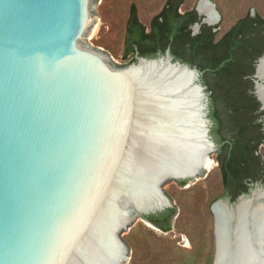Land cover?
<instances>
[{"label":"water","instance_id":"1","mask_svg":"<svg viewBox=\"0 0 264 264\" xmlns=\"http://www.w3.org/2000/svg\"><path fill=\"white\" fill-rule=\"evenodd\" d=\"M95 26L96 0H0V264H124L131 209L173 207L162 184L217 149L198 68L169 49L116 67ZM243 196L211 204L216 249V206L232 229Z\"/></svg>","mask_w":264,"mask_h":264},{"label":"trees","instance_id":"2","mask_svg":"<svg viewBox=\"0 0 264 264\" xmlns=\"http://www.w3.org/2000/svg\"><path fill=\"white\" fill-rule=\"evenodd\" d=\"M183 3L184 0H165L148 25L141 22L132 3L125 25L122 58L128 64L135 60L136 54L153 57L169 49L174 60L198 68L209 99L211 134L217 143L215 159L221 192L215 200L228 197L235 201L239 194L248 192L245 180L257 168L261 159L257 148L264 140L258 102L249 94L252 59L256 56L251 54V47L264 42V16L258 11L251 15L248 10L222 33L206 24L193 33L192 26L200 16L195 7L181 10ZM177 181L183 185L187 180ZM238 184L245 186L237 191L229 189ZM175 214L173 206L143 216L167 232L172 228ZM211 261L212 256L206 255L205 263Z\"/></svg>","mask_w":264,"mask_h":264},{"label":"rangeland","instance_id":"3","mask_svg":"<svg viewBox=\"0 0 264 264\" xmlns=\"http://www.w3.org/2000/svg\"><path fill=\"white\" fill-rule=\"evenodd\" d=\"M165 0H96V26L85 46L104 54L114 66H124L122 58L126 20L131 4H135L139 19L145 25ZM199 0H184L181 10L194 7ZM219 10L222 33L248 10L264 15V0H209ZM210 167L180 185L176 179L162 184L164 193L176 208L171 230L164 232L148 221L135 208L130 211L129 227L121 237L128 244L124 264H206V255L215 251L214 215L211 204L221 192V177L215 159ZM253 188L246 196H254ZM259 199L263 203L264 199ZM257 205V204H256ZM255 205V206H256ZM199 250V251H198ZM199 253V254H198Z\"/></svg>","mask_w":264,"mask_h":264},{"label":"bare ground","instance_id":"4","mask_svg":"<svg viewBox=\"0 0 264 264\" xmlns=\"http://www.w3.org/2000/svg\"><path fill=\"white\" fill-rule=\"evenodd\" d=\"M198 9L206 14L208 21L217 22L218 15L209 0H200ZM258 71L259 76L264 78V58L261 60ZM259 94L264 101V90H259ZM211 161L210 159L207 168L210 167ZM253 193V197L243 196L240 199L237 223L232 229L228 227L231 215L220 204L216 206L219 219L215 264H264V251L261 253L259 250V244L264 241V203L259 202V199L264 193L258 191ZM230 230L234 235L233 240L227 234Z\"/></svg>","mask_w":264,"mask_h":264},{"label":"flooded vegetation","instance_id":"5","mask_svg":"<svg viewBox=\"0 0 264 264\" xmlns=\"http://www.w3.org/2000/svg\"><path fill=\"white\" fill-rule=\"evenodd\" d=\"M199 2H200V0L198 1V3L194 7H195V10L197 11L198 15L200 16V20L193 24V25L198 24L197 31L193 32V33H197L200 30V27H201L202 24L210 25V24L206 23V21L204 20L206 14L205 13L200 14L199 11H198L199 9L197 10ZM214 7H215V10L217 11V13L220 16L219 10L216 8L215 5H214ZM250 12H251V15H253L257 11H253V12L250 11ZM220 19H221V16L218 18V20H217L218 22L217 23H215L213 25H210V26H214V30H219ZM192 30H193V28H192ZM251 48H252L251 54L256 55V56H254L253 59H252L253 71H252V74L250 75V77H251V87L249 89V94L254 95L255 101L258 102L257 111H259L261 113V115H260V120L261 121L260 122H261V127H262V129L264 131V101L262 100V98L260 97V94H259V90H264V81L262 80V78H259V76H258L259 75L258 68H259V66L261 64V60L264 58V42H262V43L260 42L259 44L256 43V47H251ZM257 153L261 156V159H260V161H259V163L257 165V168L254 170V173H252L250 178H247L245 180V185L247 186L248 192L247 193H241V194H245L246 195L253 188H256L255 192L258 191V192H263L264 193V140H262L258 144ZM217 165H218V162H217ZM245 185L244 184L233 185V186H230L229 189L231 191H237V190L243 189ZM241 194H239V195H241ZM239 195H238V197H239ZM238 197L236 198V200L238 199ZM262 197H264V195ZM223 199H226V200L230 201V199L228 197H224ZM230 202H233V201H230ZM215 251H216V243H215ZM215 251H214V253H215ZM214 257H215V254H214Z\"/></svg>","mask_w":264,"mask_h":264}]
</instances>
